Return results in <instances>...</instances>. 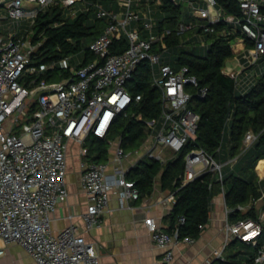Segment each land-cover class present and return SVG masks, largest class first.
Here are the masks:
<instances>
[{
  "label": "built area",
  "instance_id": "1",
  "mask_svg": "<svg viewBox=\"0 0 264 264\" xmlns=\"http://www.w3.org/2000/svg\"><path fill=\"white\" fill-rule=\"evenodd\" d=\"M114 1L120 10L95 3L98 17L107 24L90 44L94 60L77 67L72 64L73 55L51 64L34 63L32 56L40 43L33 42L32 27L39 13L52 4H62L69 15L75 16L78 10L89 9L87 0H0V10H4L0 14V257L15 242L37 264H102L94 243L74 223L59 232L52 228L53 213L69 197L71 142L79 146L82 188L88 201L81 217L85 229L90 231L101 223L112 195L118 194L121 209L131 210L141 199L136 182L127 176L140 160L166 163L195 141L201 117L190 106L193 93L188 87L198 88L201 97L207 95L208 88L200 86L199 79L189 75L186 66L175 69L165 61L166 44L160 51L154 50V43L171 34V30L166 29L161 35L155 32L157 19L150 8L151 0H146L148 9L139 7L137 0ZM171 1L185 5L193 16L203 20H183L177 27L178 34L200 27L202 32L195 37L203 48L210 44L204 34L214 33L220 22L228 27L225 34H238L241 41H249L246 62L229 74L238 86L246 67L261 65L264 0H234L241 16L226 13L218 7L217 0ZM78 3L82 5L79 7ZM21 21H27L28 27L23 28ZM123 36L128 39V47L119 54L113 52L111 45ZM142 63L149 64L151 83L159 91V114L146 119L142 112H132L133 117L145 122L146 135L140 146L127 149L123 136L113 135V127L120 115L127 116L131 107L143 100V94L134 95L128 87ZM56 65L69 70L70 76L54 81L41 77ZM90 136L107 140L106 160L95 161L90 155ZM256 138L255 133H247L243 152ZM239 156L223 162L204 148L194 147L184 156L181 185L208 172L223 182L224 166H233ZM222 194L225 195L224 186ZM176 197V191H169L159 202L174 205ZM247 208L239 206L241 210ZM229 212L226 205V239L221 248L214 250V257L222 261L226 260L225 250L231 241L239 239L257 245L262 230L261 222L252 219L230 224ZM261 215L263 220L264 212ZM179 221L183 223L185 217ZM144 222L154 242L164 248L158 264L175 260V242L195 241L190 237L180 239L178 226L170 232L163 230L153 217H146ZM252 233L256 234L250 237ZM250 264H264V245Z\"/></svg>",
  "mask_w": 264,
  "mask_h": 264
},
{
  "label": "trees",
  "instance_id": "2",
  "mask_svg": "<svg viewBox=\"0 0 264 264\" xmlns=\"http://www.w3.org/2000/svg\"><path fill=\"white\" fill-rule=\"evenodd\" d=\"M157 0H152L156 2ZM89 9L78 10L75 16L67 13L66 8L58 3L48 6L40 12L32 27L31 35L34 43H40L32 57L36 64H51L66 56L83 55L84 64L94 60L95 55L90 50V44L102 33L107 21L98 17L95 3L103 4L107 9L120 10L112 0H87ZM218 7L228 14L241 16L239 4L234 0H217ZM157 25L155 32L161 35L166 29L171 34L163 40L154 43V50L160 51L166 44L168 51L165 61L175 69L183 66L188 68V74L199 79L200 86L208 88L207 95L201 97L198 88L192 91L190 106L201 119L195 141L190 142L181 152L166 163L144 158L140 160L127 174L136 182L141 197L149 196L154 190L157 177L161 175L162 188L176 191V202L168 215L169 231L178 226L179 238L190 237L197 240L203 229L209 224L213 199L225 188L226 205L230 209L228 219L230 224L241 220L252 219L262 224V230L257 237V245L239 239L231 241L225 253L226 260L221 264H250L258 249L264 245V178H261L256 166L264 159V71L256 77V82L248 88L236 84V80L224 72L227 60L234 57L232 44L238 34H225L228 27L225 22L217 23L214 33H205L209 47L203 48L196 42L194 34L201 33L200 27L178 34V24L190 20L182 5H176L171 0H160L156 12ZM111 50L115 53L124 51L128 45L127 37L115 40ZM248 45H250L247 40ZM264 63V57L260 59ZM70 76L69 70L56 65L41 76L48 81L60 80ZM129 91L132 94H143V100L133 105L130 113L120 115L113 127V135L121 134L127 149L141 145L145 138V122L131 114L142 112L144 118L150 119L159 114V91L151 83L149 64L142 63L135 77L130 81ZM248 132L257 135L255 141L244 152V140ZM90 155L95 161H104L108 156L107 140L90 136L88 139ZM202 147L220 161H227L240 155L237 162L223 168V182L214 173L208 172L185 185H181L180 176L185 169L184 156L194 147ZM221 148L220 151L218 149ZM243 152V153H242ZM261 201L258 207L257 202ZM249 207L246 210L239 206ZM185 221L180 222V217Z\"/></svg>",
  "mask_w": 264,
  "mask_h": 264
},
{
  "label": "crops",
  "instance_id": "3",
  "mask_svg": "<svg viewBox=\"0 0 264 264\" xmlns=\"http://www.w3.org/2000/svg\"><path fill=\"white\" fill-rule=\"evenodd\" d=\"M117 6L118 4L112 0ZM142 9H148L146 0H137ZM150 8L153 9L156 17L157 7L160 2H152ZM202 5H205L203 3ZM119 7V6H118ZM120 9V8H119ZM190 20L186 22L200 23L203 20L193 16L186 7ZM157 19V17H156ZM198 28V27H196ZM193 30V29H192ZM195 37V34H194ZM235 46L240 48L236 49ZM247 42L237 38L232 44L234 57L230 59L224 72L229 75L232 69H241V64L246 62L245 53L249 48ZM235 47V48H234ZM74 58L72 64H74ZM264 63H261V67ZM77 66V65H75ZM253 66L245 68L242 74V88H248L251 83L256 82L255 76L259 68L253 72ZM262 69L261 72H263ZM259 72V74L261 73ZM240 86V87H241ZM79 146L71 142L68 150V174L67 183L69 197L60 203L53 213L52 228L54 232H59L62 228L71 223L78 226L89 242L94 243L101 256L102 264H158L164 253V248L160 247L153 240L152 233L145 224L146 217H153L163 230L169 231V218L173 205L166 206L159 202V199L169 193V189L162 188L160 179L157 177L154 190L151 195L143 196L134 203L133 209H121L118 202V194L112 195L108 211L104 214L102 221L97 227L90 231L85 229V224L81 214L87 209V193L82 188L80 157L78 155ZM264 160V159H261ZM258 165V164H257ZM257 167V166H256ZM257 170V168H256ZM258 175L264 178L257 170ZM224 194H219L213 199L212 215L209 224L203 229L201 236L193 243H186L179 240L174 243L175 260L171 264H221L220 260L214 257V250L223 246L226 239V200ZM261 201L257 202V206ZM249 207V205H246ZM226 255V254H225ZM0 264H37L35 259L18 243L9 244L6 253L0 257Z\"/></svg>",
  "mask_w": 264,
  "mask_h": 264
},
{
  "label": "rangeland",
  "instance_id": "4",
  "mask_svg": "<svg viewBox=\"0 0 264 264\" xmlns=\"http://www.w3.org/2000/svg\"><path fill=\"white\" fill-rule=\"evenodd\" d=\"M121 1H123V0H121ZM82 4L81 3H78V6L80 7ZM184 8H186V6L184 5L183 6ZM2 11L4 12V10H0V14L2 13ZM22 22V27L23 28H27L28 27V22L27 21H21ZM1 25H2V22L0 23ZM234 44V43H233ZM236 47V46H235ZM82 60H83V55H81V54H77V55H75V58H74V64H73V66H75V65H79L81 62H82ZM231 60H232V58H231ZM229 62H230V59L229 60H227V63L229 64ZM227 64V68H228V65ZM257 68H259V72H261L262 71V69H264V65L261 67V66H258V65H256V66H253L252 68H250V70L252 69L253 70V72H255V70L257 69ZM259 72H258V74H257V76L258 75H260L259 74ZM257 76H255L254 78H256ZM226 253H228V250H227V252ZM225 253V254H226Z\"/></svg>",
  "mask_w": 264,
  "mask_h": 264
},
{
  "label": "bare ground",
  "instance_id": "5",
  "mask_svg": "<svg viewBox=\"0 0 264 264\" xmlns=\"http://www.w3.org/2000/svg\"><path fill=\"white\" fill-rule=\"evenodd\" d=\"M235 48V47H234ZM240 48L239 46H236V49ZM257 170L261 175H264V160H260L257 165ZM256 233H252L250 237H253Z\"/></svg>",
  "mask_w": 264,
  "mask_h": 264
}]
</instances>
